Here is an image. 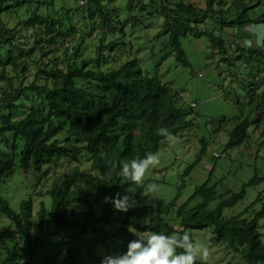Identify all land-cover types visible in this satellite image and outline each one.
<instances>
[{"label":"trees","instance_id":"trees-1","mask_svg":"<svg viewBox=\"0 0 264 264\" xmlns=\"http://www.w3.org/2000/svg\"><path fill=\"white\" fill-rule=\"evenodd\" d=\"M85 2L88 6H95L96 13L112 28L110 16L103 12L100 0ZM215 3L216 0H207L206 9L199 10L181 0L173 9L163 8L165 24L157 37L170 36L175 59L184 67H189L190 63L181 38L195 34L196 28L192 24L204 22L215 13ZM30 4L31 0H0V81L7 82L12 92L5 93L0 101V184L11 179L18 167L28 173L31 169L41 171L54 165L65 153L62 142L57 138L64 127L67 128L64 129L67 133L65 141L82 145L88 154L92 173L77 167L62 182L53 184L49 191L52 208L48 222L54 224V232L42 233L47 222L44 205H41L35 219L32 198L23 200L20 212H16L0 195V214L10 222V227L0 237V264H102L99 251L107 256L127 252L129 242L136 239L129 228L141 233L163 232L170 235L210 227L218 242L227 244L234 252H240L248 264H264V244L259 234V221L264 217V208L252 220L243 218V215L224 217V210L245 199L246 189L261 179L253 178L227 200L221 197L214 211H209L208 207L218 195L215 186L208 187V182L197 188L188 201L179 204L180 191L184 186L181 184L178 194L163 209L143 206L139 193L132 197L135 206L126 213L117 211L112 202H105V197L114 199L117 193L129 195V190L136 185L117 175L120 171L118 165L143 158L149 152H159L162 143L167 140L157 134L159 128H167L173 137L193 128L194 123L189 120L191 112L187 113L178 106V94L171 85L135 68L136 61L112 71H98L91 67L94 63L92 59H82L77 63L81 58L79 47L72 48L74 61L65 71L51 67L50 73L47 72L54 64L52 61L39 69L36 80L29 87L15 88L5 68L13 67L18 71L24 66V72L27 62L21 64L19 60L30 56L36 48L26 50L16 43L19 27L34 31L35 45H46L48 48L65 42L59 35L64 33L61 25L64 20L53 18L52 3H41L50 10L47 15L35 11L27 21L12 26L9 20L16 10ZM254 7H248L242 0L234 1L235 14L232 20L221 22L222 28L264 25V15L248 17L249 10ZM226 12H231V9ZM95 14L89 12L90 18ZM203 34L198 32L196 36ZM206 34L213 48L226 56V40L213 33ZM40 49L45 50L43 46ZM65 49L69 51L68 45ZM236 49L242 53L234 60L244 58L251 69L250 76L257 79L261 72L264 81V51L239 46ZM42 75L50 79L51 86L37 83ZM258 84L250 92L261 101L262 109L258 110L264 114V91L260 95L257 93ZM21 97L30 105L26 106L22 101L18 107L16 102ZM257 116L259 120L254 123L244 115L229 120L237 125L230 133L227 149L239 147L247 141L250 127L262 122V115ZM206 152L207 141L204 140L195 163L186 169L183 179ZM114 165H117L115 169ZM196 197H201L202 202L190 208ZM91 204L94 207L79 218L75 206ZM117 215L123 217L119 226L114 224ZM174 222H178L179 227ZM37 229L40 234L35 237ZM196 264L207 263L197 260Z\"/></svg>","mask_w":264,"mask_h":264},{"label":"rangeland","instance_id":"rangeland-1","mask_svg":"<svg viewBox=\"0 0 264 264\" xmlns=\"http://www.w3.org/2000/svg\"><path fill=\"white\" fill-rule=\"evenodd\" d=\"M31 1L32 4L16 10V14L9 20L12 26L27 21L35 11L47 15L50 10L41 3L45 2L49 5L52 3L49 7L52 8L53 18L64 20L61 22L64 33L59 35L65 39V42L64 44L59 42L48 48L46 45H35L34 31L24 26L19 27L16 43L26 50L35 46L36 48L30 56L19 60L21 64L27 62L24 72H22L24 66L18 71L13 67L5 68L15 88L29 87L36 80L39 69L44 68L46 64L50 65L52 61L54 64L47 68V72L50 73L53 68L65 71L69 63L74 61L72 48L79 47L81 58L77 63L82 59H92L94 63L91 67L98 71H112L128 62L136 61L135 68L171 85L178 94V106L187 113L191 112L189 120L193 121V128L184 131L171 141L167 139L162 143L159 150V165L148 171L143 184L135 185L129 190L130 196L139 193L143 206L163 209L178 194V187L181 184L184 186L180 191L179 204L188 201L197 188L208 182V187L215 186L218 195L217 200L208 207L209 211H214L221 202V197L223 200L229 199L233 194L239 193L253 178H257L261 180L246 189L245 199L234 207L224 210V217L243 215V218L252 220L262 211L264 208V114L258 110V108L262 109L261 101L250 92V89H255V85L260 83L257 86V93L259 95L263 93V74L260 72L257 79L250 76L251 69L245 59L241 58L239 61L234 59L242 53L236 49L237 46L264 51V28L253 27L256 24H250L245 28H222L221 22L232 20L235 14L233 2L236 0H216L215 13L204 22L192 24L196 28L194 35L188 34L181 38L182 48L190 63L189 67H184L176 61L169 35L157 37L165 24L163 8L173 9L181 0H100L103 12L110 16L112 28L108 27L96 13L95 6L82 4L81 0ZM242 1L248 7L255 6L249 10V18L264 15V0ZM183 2L199 10H205L207 0H183ZM38 5L40 6L36 10ZM229 9L231 12H226ZM91 11L96 13L93 18L89 15ZM241 12L242 10L239 13ZM198 32L204 34L197 37ZM206 33H213L216 37L222 36L226 40L227 57L213 48ZM252 33L256 34L255 38ZM246 38L252 40L251 46L243 44ZM67 45L69 51L65 49ZM40 46L45 50L42 51ZM37 83L52 85L50 79L48 80L44 75ZM5 93H12L9 84L0 81V101L5 97ZM22 101L24 102L25 98L21 97L16 105L21 106ZM24 105L30 104L27 102ZM240 115H244V118L250 117L253 123L256 119L259 120L257 115H262V122L250 127L249 138L244 144L227 149L230 133L237 125L236 122L229 120ZM64 129L67 128L64 127L57 138L62 142L65 153L55 161L54 165L45 167L41 171L31 169L28 173L18 167L11 179L0 184V195L10 203L14 211L20 212L21 202L29 198L34 200L35 219L41 205L47 208V222L43 226V234L55 230L54 224L48 222L52 208L49 191L52 190L53 184L62 182L65 176L71 175L77 167L86 173H92L91 162L83 146L65 141L67 133ZM204 140L207 141L205 156L183 179L186 169L195 163ZM215 154L223 157L215 158ZM151 183L157 184L158 190L144 196V188ZM201 202L202 198L196 197L189 207L194 208ZM92 206L94 207V204L76 205L75 212L79 218H83L84 213ZM122 220L123 217L117 215L114 224L119 226ZM174 225L179 227L178 222H174ZM9 227V220L0 214V237ZM187 233L194 242L203 243L209 248V259L204 263L248 264L240 252H234L227 244L218 242L211 227L204 230H190ZM39 234L40 231L35 230L34 236ZM259 234L264 244V217L259 221ZM99 255L102 261L107 257L102 251H99Z\"/></svg>","mask_w":264,"mask_h":264},{"label":"clouds","instance_id":"clouds-1","mask_svg":"<svg viewBox=\"0 0 264 264\" xmlns=\"http://www.w3.org/2000/svg\"><path fill=\"white\" fill-rule=\"evenodd\" d=\"M256 28H264V25H255ZM255 38L256 34L252 33ZM245 46H251L252 40L246 38L243 41ZM157 134L164 136L171 141L173 134L167 128H159ZM160 163V153H147L143 158H134L130 162H124L118 167L120 171L117 175L123 179L131 181L133 184L141 185L148 171ZM117 165L113 166L115 169ZM110 178V177H109ZM158 190L155 183L148 184L143 195L148 196ZM135 200L130 195L116 197H105V202H112L117 211L127 212L135 206ZM129 231L136 236L130 241L125 254L107 256L102 264H196L197 260L206 262L209 259V248L203 243L194 242L187 233L165 234L163 232H137L134 228Z\"/></svg>","mask_w":264,"mask_h":264},{"label":"built area","instance_id":"built-area-1","mask_svg":"<svg viewBox=\"0 0 264 264\" xmlns=\"http://www.w3.org/2000/svg\"><path fill=\"white\" fill-rule=\"evenodd\" d=\"M81 3L85 4V0H81ZM232 47H234V45H232ZM221 157L223 156L215 154V158H221Z\"/></svg>","mask_w":264,"mask_h":264}]
</instances>
